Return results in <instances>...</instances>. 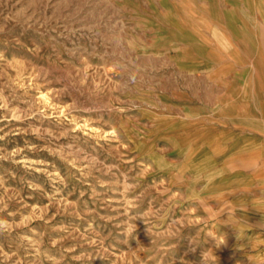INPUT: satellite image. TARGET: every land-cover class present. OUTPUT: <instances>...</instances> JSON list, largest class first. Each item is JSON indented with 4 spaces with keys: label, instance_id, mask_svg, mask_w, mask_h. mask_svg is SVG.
Here are the masks:
<instances>
[{
    "label": "rangeland",
    "instance_id": "obj_1",
    "mask_svg": "<svg viewBox=\"0 0 264 264\" xmlns=\"http://www.w3.org/2000/svg\"><path fill=\"white\" fill-rule=\"evenodd\" d=\"M191 3L215 6L216 42L237 32L219 6L264 17V0H0V264H264V177L182 101L204 88L176 54Z\"/></svg>",
    "mask_w": 264,
    "mask_h": 264
},
{
    "label": "crops",
    "instance_id": "obj_2",
    "mask_svg": "<svg viewBox=\"0 0 264 264\" xmlns=\"http://www.w3.org/2000/svg\"><path fill=\"white\" fill-rule=\"evenodd\" d=\"M208 7L200 9L191 3L185 8L190 12L185 26L190 46H176V54L190 64L193 74L201 76L204 88L193 93L191 100L185 96L182 101H189L193 121L204 125L200 131L205 140L216 139L219 145L223 139V146L236 147L233 153L264 177V17L249 13L242 3L219 6L227 16L222 21L237 32L216 42L202 28L215 25L214 15L209 14L215 6ZM200 10L207 13L200 15ZM200 45L205 56L199 55ZM211 107L215 113L211 114Z\"/></svg>",
    "mask_w": 264,
    "mask_h": 264
},
{
    "label": "clouds",
    "instance_id": "obj_3",
    "mask_svg": "<svg viewBox=\"0 0 264 264\" xmlns=\"http://www.w3.org/2000/svg\"><path fill=\"white\" fill-rule=\"evenodd\" d=\"M219 243H220V244H223V243H225V241H224V240H221Z\"/></svg>",
    "mask_w": 264,
    "mask_h": 264
},
{
    "label": "bare ground",
    "instance_id": "obj_4",
    "mask_svg": "<svg viewBox=\"0 0 264 264\" xmlns=\"http://www.w3.org/2000/svg\"><path fill=\"white\" fill-rule=\"evenodd\" d=\"M262 30H264V29H262ZM262 33H264V31H262Z\"/></svg>",
    "mask_w": 264,
    "mask_h": 264
}]
</instances>
